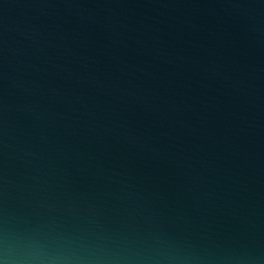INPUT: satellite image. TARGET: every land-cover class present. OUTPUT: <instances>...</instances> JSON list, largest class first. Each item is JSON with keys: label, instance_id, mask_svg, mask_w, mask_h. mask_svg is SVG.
<instances>
[{"label": "water", "instance_id": "water-1", "mask_svg": "<svg viewBox=\"0 0 264 264\" xmlns=\"http://www.w3.org/2000/svg\"><path fill=\"white\" fill-rule=\"evenodd\" d=\"M0 264H264V0H0Z\"/></svg>", "mask_w": 264, "mask_h": 264}]
</instances>
